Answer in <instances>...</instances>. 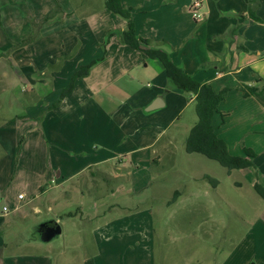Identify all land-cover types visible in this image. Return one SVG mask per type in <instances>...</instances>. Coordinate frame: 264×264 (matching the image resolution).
<instances>
[{"label": "crops", "instance_id": "1", "mask_svg": "<svg viewBox=\"0 0 264 264\" xmlns=\"http://www.w3.org/2000/svg\"><path fill=\"white\" fill-rule=\"evenodd\" d=\"M121 4L131 12L136 36L150 41L148 47L162 45L172 62L198 83L209 84L216 92L228 89L218 105L219 123L213 126L232 156H243L242 147L255 153L251 160L254 167L242 169L246 173L238 171L250 179V186L258 180L263 182L264 162L262 167L255 162L260 163V152L264 156V101L260 98H264V0H121ZM107 12L110 13L107 10L96 15L93 24L87 16L75 17L69 0H0V264L50 263L49 257L5 253L2 228L7 213L3 207L16 211L25 194L36 198L53 188L58 190L93 168H97L95 172L104 185L127 177L136 186L149 176L147 163L159 159L153 153L165 136L164 128L144 146L137 147L134 142L119 154L103 150L107 155L101 151L89 154L81 148L80 140L73 143V137L67 135L68 124L56 133V125L63 123L64 116L76 112L77 119L84 120L85 114L80 110L86 106L87 98L80 96L88 78L77 79L63 99L58 100V94L81 66L103 61L105 56V62L111 61L109 53L141 55L156 73L152 89L141 87L131 92V106L114 110L117 121H122L123 136L135 137L146 131L137 117L141 112L145 117L158 116L157 113L172 108L174 100L181 102L184 98L181 91L167 89L165 72L158 60L148 59L142 51L121 42L119 33L126 29V20L122 23ZM110 18L112 24L107 23ZM113 24H119L118 29ZM94 31L101 34L91 40L89 32ZM110 32L112 36L108 38ZM146 47L141 44L142 49ZM112 61L115 64L116 60ZM225 79L235 84H223ZM243 86L254 87L256 94L243 96L237 90ZM69 101L72 105L63 112L67 113L59 115ZM193 101L194 96L190 95L187 103ZM5 105L18 109L10 112ZM98 105L95 113L100 115L103 111ZM152 106L156 108L146 111ZM165 146L161 145V149ZM79 147L85 165L72 159V150ZM104 147L110 149V144L106 142ZM114 192L111 189L102 196ZM19 195H24L23 199ZM112 204L102 213L95 212L96 217L119 207ZM35 212H39L36 207ZM67 215L71 214L63 217ZM63 217L56 215L50 221L61 228ZM106 226L103 223L94 229ZM91 238L94 244L92 233Z\"/></svg>", "mask_w": 264, "mask_h": 264}, {"label": "rangeland", "instance_id": "2", "mask_svg": "<svg viewBox=\"0 0 264 264\" xmlns=\"http://www.w3.org/2000/svg\"><path fill=\"white\" fill-rule=\"evenodd\" d=\"M69 2L75 17L87 16L93 24L96 15L107 11L105 0ZM109 14L125 22L121 16ZM107 23L112 24L113 20L110 18ZM112 26L118 29L119 24ZM99 34L89 32L88 37L95 40ZM108 55H112L111 61L105 62L106 56L103 61H94L85 77L88 79L83 82L80 97L87 99L80 111L85 114L84 120H78L76 112L64 116L63 123L56 125V133L68 124L67 135L73 137V143L80 140L81 148L89 154L101 151L107 155L103 150L119 154L134 142L137 147L144 146L164 128L165 136L157 142L153 153L159 159L148 161L149 176L136 186L127 177L104 185L95 172L97 168H93L95 173L84 171L58 190L53 188L36 198L25 194L18 210L6 211L2 228L5 253L49 257V264H264V199L254 188L258 185L264 193V181L250 186V179L243 174L245 170H227L203 155L186 152L185 140L197 120L194 101L187 103L190 93H184V101L174 100V106L157 113L158 116L145 117L141 112L137 117L146 131L135 137L123 136L122 121H117L114 110L131 106V92L141 87L152 89L156 73L141 55H125L122 51ZM112 60H116L115 64ZM129 60L137 62L123 64ZM223 82L235 84L228 79ZM71 103L67 102L58 114ZM96 104L103 111L100 115L95 113ZM4 108L10 112L18 109L15 105ZM218 123L219 115L215 114L213 124ZM106 142L110 149L104 147ZM164 144L168 146L161 149ZM79 152L80 147L73 149L72 159L85 165ZM258 160L260 163H255L262 167V152ZM111 189H115L113 195L102 196ZM112 203L119 207L96 217L95 212ZM67 213L71 216L63 217ZM61 214V234L42 242L38 226ZM103 223L107 226L94 229Z\"/></svg>", "mask_w": 264, "mask_h": 264}, {"label": "trees", "instance_id": "3", "mask_svg": "<svg viewBox=\"0 0 264 264\" xmlns=\"http://www.w3.org/2000/svg\"><path fill=\"white\" fill-rule=\"evenodd\" d=\"M105 8L126 20V29L119 33V38L123 44L129 46L133 50L142 51L148 59H156L161 63L165 72L167 89L179 90L182 93H190L194 96L197 120L190 128L185 140L186 152L189 154L195 153L203 155L209 160L216 161L227 170H242L251 167V160L255 157V153L242 147L243 156H232L229 153L228 146L218 137V132L213 126V116L215 114H220L218 105L223 100L228 89L216 92L209 84L198 83L190 75L186 74L181 67L172 62L168 52L162 48V45L155 48L148 47L150 45L149 40L141 39L136 36L131 12L129 9H125L122 6L121 0H105ZM110 36H112V32L108 34V38H110ZM25 42H28V39H26ZM141 44L147 47L142 49ZM92 64L93 63L81 66L71 76L70 81L60 93V99H63L73 90L74 83L77 79L88 75ZM54 67L55 66H50L49 68L51 69ZM262 88L264 89V85ZM237 90L246 97L256 94V89L254 87L243 86L239 87ZM254 188L264 199V193L261 192L260 187L255 185Z\"/></svg>", "mask_w": 264, "mask_h": 264}, {"label": "water", "instance_id": "4", "mask_svg": "<svg viewBox=\"0 0 264 264\" xmlns=\"http://www.w3.org/2000/svg\"><path fill=\"white\" fill-rule=\"evenodd\" d=\"M156 107H150L146 111L154 110ZM40 240L44 243L51 241L61 234V228L55 221H48L40 224L37 228Z\"/></svg>", "mask_w": 264, "mask_h": 264}, {"label": "built area", "instance_id": "5", "mask_svg": "<svg viewBox=\"0 0 264 264\" xmlns=\"http://www.w3.org/2000/svg\"><path fill=\"white\" fill-rule=\"evenodd\" d=\"M18 198H19V199H23V195H19ZM3 211H4V212L7 211V208H6V207H3Z\"/></svg>", "mask_w": 264, "mask_h": 264}]
</instances>
